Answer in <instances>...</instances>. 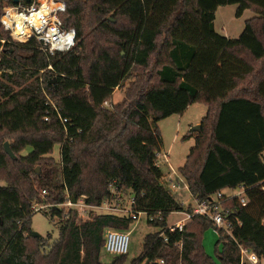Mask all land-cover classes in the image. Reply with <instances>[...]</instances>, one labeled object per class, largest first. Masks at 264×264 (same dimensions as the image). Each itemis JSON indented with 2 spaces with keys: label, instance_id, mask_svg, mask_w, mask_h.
Listing matches in <instances>:
<instances>
[{
  "label": "trees",
  "instance_id": "1",
  "mask_svg": "<svg viewBox=\"0 0 264 264\" xmlns=\"http://www.w3.org/2000/svg\"><path fill=\"white\" fill-rule=\"evenodd\" d=\"M62 1L66 7L59 16L80 39L67 52L47 56L36 39L11 40L0 19V132L36 133L21 138L20 145L10 143L13 151L31 146L21 164L4 146L0 152V168L15 171L0 185V264L126 260L127 254L116 255L103 263L101 251L106 228L127 230L134 223L130 216L94 213L84 220L53 207L47 213L59 219L58 238L46 244L50 236H36L37 188L46 189L41 200L52 203L65 202L67 194L93 204L115 194L134 195L135 210L147 212L149 224L158 228L145 237L142 256L149 264H240L237 241L264 258V0ZM12 4L0 0V18ZM228 4L238 5L237 16L248 8L259 13L236 38L214 25L219 6ZM110 36L118 39V49L107 45ZM134 68H150L149 84L145 75H136L127 88L133 97L106 106ZM49 99L68 119V131ZM196 102L208 111L181 175L199 199L242 185L248 202H222L227 229L196 214L182 231L171 232L169 215L186 208L162 181L158 122ZM56 143H61L60 162L51 155ZM208 227L223 243L220 263L204 249Z\"/></svg>",
  "mask_w": 264,
  "mask_h": 264
},
{
  "label": "built area",
  "instance_id": "2",
  "mask_svg": "<svg viewBox=\"0 0 264 264\" xmlns=\"http://www.w3.org/2000/svg\"><path fill=\"white\" fill-rule=\"evenodd\" d=\"M65 7V2L62 0H19L17 4L6 5L0 19L13 40L28 42L31 39H36L41 43V50L44 54L50 56L57 52H67L76 45L77 30L73 27H66L59 16V12L65 10ZM47 69H52V65L49 64ZM53 82L54 79L50 78V83ZM49 103L57 113L65 130L68 131L66 125L68 119L62 116L59 108L52 100L49 99ZM105 105L110 106L109 101H105ZM44 119L49 120L50 116L47 115ZM160 159L167 162L171 169L169 175L165 174L162 178L164 184L163 179L167 181V184H165L167 188L179 197H182L183 192L185 193L186 190L194 201L193 205L190 206L192 211L187 209L189 206H184L185 202H181V205L186 209L175 212H180L184 216L175 223L167 225L166 229L171 232L176 230L182 231L186 223L196 214L207 215L214 221L217 227L227 229L228 222L223 214L222 202L229 198H237L243 206L247 205L246 189L242 185L231 189L235 192L230 194L226 193L225 189H223L209 196L208 199L195 197L184 176L169 165V152L158 155L157 165L162 168V161ZM42 192L44 195L48 193L46 189H43ZM114 196L113 199H107L101 204H93L88 203L85 196H82L77 201H73L70 199L69 194H67V199L63 203H37V205H33V208L35 211L44 210L51 212L53 207H58L66 211H73L82 219L85 217L89 219L94 213L130 216L134 221L138 220L142 214L148 217L147 212L135 210L134 205L136 200L134 195H131L128 201H124V198L120 194H115ZM157 215L160 216L161 213L158 212ZM152 216L150 214V218H153ZM130 235L131 231L106 228L104 231L103 248L110 254L126 255L130 249ZM237 244L240 249V264H260L261 258L254 250L239 241H237Z\"/></svg>",
  "mask_w": 264,
  "mask_h": 264
},
{
  "label": "rangeland",
  "instance_id": "3",
  "mask_svg": "<svg viewBox=\"0 0 264 264\" xmlns=\"http://www.w3.org/2000/svg\"><path fill=\"white\" fill-rule=\"evenodd\" d=\"M237 7H238L237 4H228V5L219 6L214 21L215 28L219 33L226 35L228 37L236 38L244 30L246 21L252 17H257L259 15V13H257L256 10L253 11L252 9L248 8L244 10L241 16H237L236 15ZM120 24L124 25L126 24V21L121 19ZM108 38L109 41L107 45L108 46L110 45L111 47L118 49L117 47L118 45L116 46L115 44V42L118 39L114 36H110ZM79 42L80 39H77L76 46L78 45ZM138 74L145 75V79L143 80V82L146 84L147 76L150 74V68L148 70L134 68L131 78L126 79L123 83V86L115 89L112 98L109 100L110 105L116 102H120L124 97H131V96L133 97L132 92H129L127 88L132 86L131 84H133L135 80L139 79L135 77ZM0 77H1V71H0ZM16 90H18V87H16ZM2 100L3 99L0 94V105ZM207 111H208V107L206 106V104L201 102H196L191 104L183 114H173L158 122V126L161 132V137L163 140L162 154L169 152V165H171L179 174H180L179 168L183 166L191 148L195 145L196 136L199 133L198 131H192V127L202 122V120L207 114ZM211 125L212 124L209 121V124L207 125L206 128L208 132H210L211 130ZM35 134L36 133H34L33 131L12 132V133L8 131H1L0 152L1 151L3 152V146L6 141H9L14 145H20L21 138H24L26 136L27 137L34 136ZM30 150H31V146L22 148L20 151H14L16 158L20 160L18 164L22 163V156L27 155ZM60 154H61V143H56L54 145L51 155L54 157L55 161L60 162L61 161ZM160 160L162 161V159ZM36 168H39L41 171L40 166H37ZM162 170H163V175L165 174L169 175V173L171 172V169L169 168L167 162L162 161ZM14 172L15 171L12 168L11 169L0 168V185L7 184L8 183L6 181L7 177H9V175L14 177L13 175ZM163 180L165 184H167V181H165V179ZM37 189L40 200H38L39 202H35L34 205H37V203L38 204L52 203L50 201H47L46 199L41 200L42 197L46 198L48 193L44 195V193L42 192L43 190L42 188H37ZM225 192L230 194L235 191L231 189H226ZM120 195L124 198V201L125 200L128 201L131 196V193L129 194L128 192L120 193ZM175 196L180 202L182 203L185 202L184 205L185 207L191 206L194 203L192 196L186 190L185 193L183 192L182 197H179L178 195ZM183 216L184 215L180 212H172L168 217V224L170 225L175 223ZM85 218L84 220H87V217ZM32 227L33 230L35 232H38L42 237H48V236L51 237L50 240L48 239L46 241V244H53V242L59 236V219L57 217L52 219L51 216L44 210H39L34 213V215L32 216ZM157 230L158 228L149 224L147 215L145 214H142L138 220L134 221V223L130 225V227L127 229V231H131L130 249L126 256V260L124 264H133L132 261L135 258H137L135 264L146 263L147 260L143 261V256H142L144 250L145 237L149 233H154ZM202 242L206 253L208 255H213L214 260L220 263L221 262L220 254L223 251V243L219 242L218 232L213 227H208L203 233ZM30 246H34V242ZM115 256L116 255L110 254L104 248H102L101 260L103 263H110ZM260 264H264V258L261 259Z\"/></svg>",
  "mask_w": 264,
  "mask_h": 264
},
{
  "label": "water",
  "instance_id": "4",
  "mask_svg": "<svg viewBox=\"0 0 264 264\" xmlns=\"http://www.w3.org/2000/svg\"><path fill=\"white\" fill-rule=\"evenodd\" d=\"M29 1V0H28ZM15 4H17L19 2V0H14ZM201 127H202V124H197L195 126L192 127V131H199L201 130ZM4 147H5V151L11 156V157H15V154H14V151L12 150L11 148V145H10V142L9 141H6L4 143ZM37 172L40 173V169L37 168ZM34 234L36 236H41L38 232H35L34 231ZM149 263V260L146 261L145 264H148Z\"/></svg>",
  "mask_w": 264,
  "mask_h": 264
},
{
  "label": "crops",
  "instance_id": "5",
  "mask_svg": "<svg viewBox=\"0 0 264 264\" xmlns=\"http://www.w3.org/2000/svg\"><path fill=\"white\" fill-rule=\"evenodd\" d=\"M218 11V10H217ZM215 25V24H214ZM216 29V28H215ZM114 94V93H113ZM116 102V101H115ZM183 114V113H182ZM226 190V189H225Z\"/></svg>",
  "mask_w": 264,
  "mask_h": 264
}]
</instances>
